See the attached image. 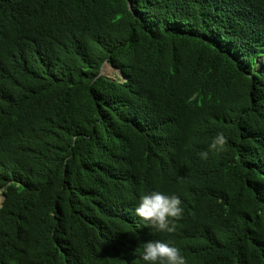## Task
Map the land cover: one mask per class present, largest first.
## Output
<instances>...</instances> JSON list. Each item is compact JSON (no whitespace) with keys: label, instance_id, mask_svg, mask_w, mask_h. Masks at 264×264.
Masks as SVG:
<instances>
[{"label":"trees","instance_id":"16d2710c","mask_svg":"<svg viewBox=\"0 0 264 264\" xmlns=\"http://www.w3.org/2000/svg\"><path fill=\"white\" fill-rule=\"evenodd\" d=\"M0 196V264H264V0H0Z\"/></svg>","mask_w":264,"mask_h":264},{"label":"clouds","instance_id":"9594fccd","mask_svg":"<svg viewBox=\"0 0 264 264\" xmlns=\"http://www.w3.org/2000/svg\"><path fill=\"white\" fill-rule=\"evenodd\" d=\"M227 143L224 133L219 132L209 145V151L220 152L224 150ZM200 157L207 159L208 152L202 151ZM135 213L157 232L175 234L178 221L183 218L184 209L181 200L176 195L152 191L141 197ZM142 259L147 264H187L186 258L178 247L160 240L144 244Z\"/></svg>","mask_w":264,"mask_h":264},{"label":"rangeland","instance_id":"374dc122","mask_svg":"<svg viewBox=\"0 0 264 264\" xmlns=\"http://www.w3.org/2000/svg\"><path fill=\"white\" fill-rule=\"evenodd\" d=\"M101 74L108 77L109 79H120V81L123 80V77L121 75V73L116 70V69H113L111 68L110 66H108L107 64H105L102 69H101Z\"/></svg>","mask_w":264,"mask_h":264},{"label":"water","instance_id":"95a60500","mask_svg":"<svg viewBox=\"0 0 264 264\" xmlns=\"http://www.w3.org/2000/svg\"><path fill=\"white\" fill-rule=\"evenodd\" d=\"M105 64H103V66H104ZM102 66V67H103ZM102 67H101V69H102ZM100 74H101V70H100ZM1 201H2V196L0 197V203H1Z\"/></svg>","mask_w":264,"mask_h":264}]
</instances>
